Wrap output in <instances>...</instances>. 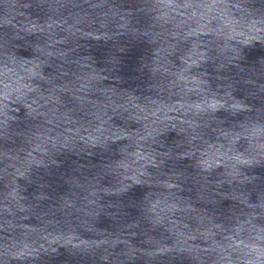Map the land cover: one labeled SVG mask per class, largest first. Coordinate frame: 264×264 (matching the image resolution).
I'll use <instances>...</instances> for the list:
<instances>
[{"label":"water","instance_id":"obj_1","mask_svg":"<svg viewBox=\"0 0 264 264\" xmlns=\"http://www.w3.org/2000/svg\"><path fill=\"white\" fill-rule=\"evenodd\" d=\"M0 264H264V0H0Z\"/></svg>","mask_w":264,"mask_h":264}]
</instances>
